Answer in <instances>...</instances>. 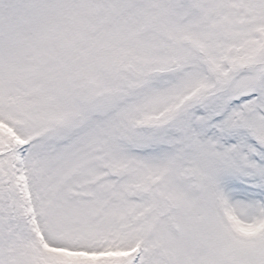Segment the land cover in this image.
<instances>
[{"label": "snow or ice", "instance_id": "6c2138e0", "mask_svg": "<svg viewBox=\"0 0 264 264\" xmlns=\"http://www.w3.org/2000/svg\"><path fill=\"white\" fill-rule=\"evenodd\" d=\"M0 264H264V0H0Z\"/></svg>", "mask_w": 264, "mask_h": 264}]
</instances>
